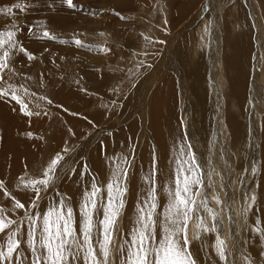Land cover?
Segmentation results:
<instances>
[{
	"label": "rangeland",
	"instance_id": "1",
	"mask_svg": "<svg viewBox=\"0 0 264 264\" xmlns=\"http://www.w3.org/2000/svg\"><path fill=\"white\" fill-rule=\"evenodd\" d=\"M4 1L0 0V8L16 3L32 6L26 12L14 9L15 17L0 13V31L12 30L15 24L17 39L36 59L29 61L24 54L16 53L10 65L14 71L5 70L0 88L7 89L11 85L30 111L41 112L39 117L25 116L10 95L0 97V179L8 185V190L16 191L19 177L38 176L50 157L68 141L74 149L72 159L78 164L80 160L87 163L106 197V185L112 179L119 157L131 153V146L136 143V165L130 170L128 180L131 193H128L120 220L121 234L115 237L118 249L125 244L136 219L134 202L136 204L148 188L144 178L153 149L158 162L161 159L167 162L166 170L162 160L158 163V169L164 170L157 174L158 180L161 179L157 180L158 193L160 187L165 186V194L159 195L161 207L157 209L158 213H163L168 199L164 196L174 182L172 174L177 162L184 158L181 151L187 153L191 145L201 164L205 185L201 191L207 196L208 208L218 217L213 221L208 210L200 206L199 218L194 214L187 230L192 240L191 250L200 264H224L214 251L219 235L230 250V262L245 264L241 253L255 259L264 248V241L258 240V234L252 231L254 224L264 228L261 222L264 216V0H73L77 5L74 9H68L63 0ZM48 4L53 7H47ZM185 12L186 15H182ZM116 13L125 19L121 20ZM45 28L56 39L38 38ZM76 39L81 40L84 47H77ZM103 48L110 51L106 53ZM140 61L151 67L138 68ZM133 81L136 87L130 88ZM169 85L174 94L169 105L159 102L161 117L157 116L155 122L158 129L163 120L166 121L167 132L163 137L168 142L166 147H160L162 145L153 137L158 134L152 127L153 119L148 122L146 118L153 109L148 101L158 89L165 91ZM82 88L87 89V93L81 91ZM24 89L36 93V97L25 95ZM73 112L79 115L74 116ZM84 116L98 122V127L89 124ZM158 118H162V123ZM69 127L77 133L75 137L68 135ZM132 136L134 143L130 140ZM101 141L106 155L99 150ZM141 144L147 146L141 151L146 152L148 162L137 152ZM171 146L181 151H174ZM163 148L168 156L160 150ZM114 154L115 162L109 160ZM253 166L257 170L255 175L251 172ZM169 173L171 176L167 178ZM166 179L170 181L163 185ZM79 180L77 175L58 181L59 190L73 199L77 229L83 192ZM84 183H88L87 177ZM250 189L257 194L255 215L247 211L251 201L245 196H250ZM132 198L136 200L133 202ZM0 207L11 215V202L2 194ZM201 219L209 229L215 223L216 230L203 232L197 227ZM159 230L158 236L162 238L163 231ZM197 234L201 240L195 239ZM126 251L127 245L124 252L113 251L110 264H121L126 259Z\"/></svg>",
	"mask_w": 264,
	"mask_h": 264
},
{
	"label": "snow or ice",
	"instance_id": "2",
	"mask_svg": "<svg viewBox=\"0 0 264 264\" xmlns=\"http://www.w3.org/2000/svg\"><path fill=\"white\" fill-rule=\"evenodd\" d=\"M63 3L68 9L77 7L73 0H63ZM46 6L53 7L51 4ZM30 7L32 6L25 3H16L0 8V13L15 17L14 9L26 12ZM116 15L121 20L125 19L119 13ZM16 27L13 24L12 30L0 31V81L5 79V70L14 71L10 65L16 53L24 54L29 61L36 59L34 54L30 53L16 38ZM38 38L56 39L46 28L42 36ZM144 38L149 43H154L150 38ZM159 43L163 44L164 41H159ZM74 44L77 47H84L79 39H76ZM101 50L106 53L110 51L109 48ZM137 67L150 68L151 65H145L144 61H140ZM76 83L79 84L80 81ZM129 87L135 88L136 82L133 81ZM81 91L87 93V89L82 88ZM24 94L36 97V93H29L28 89H24ZM9 95L21 106L20 111L25 116H41V112L29 110L28 104L12 89L11 85L7 89L0 88V97ZM37 99L47 98L37 97ZM48 103L51 104L52 101L48 100ZM36 107L39 108V104ZM64 110L68 111L66 108ZM43 114L48 115L47 112ZM72 115H79V113L73 112ZM83 119L94 127H98V122L88 120L87 116ZM28 135L31 137L32 133ZM68 135L75 137L77 133L69 127ZM131 147V153L119 157V163L116 164L112 179L106 185V197L102 195L104 190L87 163L80 160L78 164L72 159L74 149L68 141H65L64 146L50 157L38 176L19 177L20 183L15 185V192L9 191L8 185L0 179V194L6 197L12 205L11 215L0 207V241H2L0 242V264H110L112 252H124L125 245H127L126 259L122 260L121 264H200L196 253L191 250L192 240L187 231L189 221L192 220L194 214L199 218L201 205L208 210L213 221H217L218 217L208 208L207 196L201 191L205 186L201 178V164L197 162L191 145H188L187 153H181L184 158L177 162L174 169V187L167 189L168 199L166 205L163 206V213L157 212L158 207H161L159 195L164 192V189L161 187L158 193V156L153 149L150 168L144 178L148 188L135 204L136 219L127 234L128 239L117 249L115 237L121 234L120 220L127 206L130 170L136 165V146L133 144ZM101 153L106 155L103 141H101ZM109 160L115 162L116 155L109 157ZM69 161L72 163L69 164ZM256 171L254 166L251 167L253 175ZM77 175L80 177L79 183L83 188L78 209V229L73 199L67 193L60 191L58 184V181L72 179ZM85 177L88 178L87 184L84 183ZM249 193L250 196H245L246 200L250 198L251 201L248 203L247 211L255 215L257 194L251 189ZM21 196L25 199L22 200ZM213 199L217 203L220 202L215 196ZM197 227L202 228L206 233L216 230L215 223L209 229L202 219ZM158 228L163 231L162 238L158 236ZM252 231L258 234V240L264 241V228L256 227L254 224ZM195 239L201 240L202 238L197 234ZM216 241L214 251L219 260L224 264H235L234 261L228 260L230 250L225 241L219 235ZM231 254L234 255V253ZM240 255L245 264H261V258H264V248L255 259L245 253Z\"/></svg>",
	"mask_w": 264,
	"mask_h": 264
},
{
	"label": "bare ground",
	"instance_id": "3",
	"mask_svg": "<svg viewBox=\"0 0 264 264\" xmlns=\"http://www.w3.org/2000/svg\"><path fill=\"white\" fill-rule=\"evenodd\" d=\"M4 1V0H3ZM28 1H30V0H28ZM44 1V0H43ZM51 1H54V0H51ZM58 1V0H57ZM5 2V1H4ZM56 2V1H55ZM1 3H3V2H1ZM41 3V2H40ZM185 4H187V3H185ZM1 5V4H0ZM188 5V4H187ZM186 9H184V11H185ZM2 14V13H1ZM178 15H180V14H178ZM182 15H186V12H185V14H182ZM184 16H182V18H183ZM179 18V17H178ZM181 18V19H182ZM176 19V18H175ZM205 26V25H204ZM246 27V26H245ZM247 29V28H246ZM247 31V30H246ZM247 33V32H246ZM167 36H169V35H167ZM17 38V37H16ZM161 38H163V36L161 37ZM160 38V39H161ZM29 47V46H28ZM236 48V47H235ZM237 50V49H236ZM237 54H239V53H237ZM228 64H229V61H228ZM232 65V64H231ZM236 65V64H235ZM236 67H237V65H236ZM239 67V66H238ZM200 69V68H199ZM234 69V68H233ZM242 70V69H241ZM201 71V70H200ZM200 71H198V73H200ZM205 71V70H204ZM237 71V70H236ZM203 72V71H202ZM201 72V73H202ZM240 73V72H239ZM245 73V72H244ZM203 75V74H202ZM246 75V74H245ZM193 77H196V79L198 78V76H197V74H194V76ZM243 77V76H242ZM247 77V76H246ZM200 78V77H199ZM244 78H245V76H244ZM237 79V78H236ZM163 82V81H162ZM202 82V81H201ZM244 83V82H243ZM163 84V83H162ZM167 83H165L164 85H166ZM235 84V83H234ZM200 87V86H199ZM165 91H163V90H161V89H158V91H156L155 93H153L152 94V96H151V98L149 99V101L148 102H150V106L153 108V109H151L150 110V106L149 105H146V108L148 109V110H150L148 113H149V118L148 117H146L147 118V120H148V122H152L153 121V126H152V124L150 125V126H152V127H154V129H155V131H156V133H158V134H156V137H155V135L153 136L155 139H157V141L162 145V146H160V147H166V143L168 142L167 140V138H165V137H163V135H166L165 133L167 132L166 131V129H167V127H166V125H165V123H166V121H165V119L163 120V124L158 128V129H156V126H157V123H155V122H157L156 120H157V116L158 117H161V114H160V116H159V113L161 112L160 110H159V105H160V103H162L163 102V104H165V105H169V102L168 101H170V99H171V97H172V95L174 94V91L173 90H171V87H170V85L169 86H167L166 87V89H164ZM234 90V89H233ZM184 91V90H183ZM256 92V91H255ZM256 95H257V93H256ZM260 96V95H259ZM257 97V96H256ZM258 98V97H257ZM254 100H256V98H254ZM202 101V100H201ZM160 102V103H159ZM255 103V105L257 104L256 103V101L254 102ZM147 104V103H146ZM218 104V103H217ZM175 105V104H174ZM158 106V107H157ZM156 107H157V109H156ZM202 107V106H201ZM203 107L205 108V106L203 105ZM167 108V107H166ZM171 108V107H170ZM173 108V107H172ZM161 109V108H160ZM163 109V108H162ZM7 110V109H6ZM80 110V109H79ZM203 110V109H202ZM167 113V112H166ZM166 113H164V115L166 116ZM168 115V114H167ZM2 117V116H1ZM162 117H163V113H162ZM168 117V116H167ZM153 120H152V119ZM161 119L162 118H158V122L160 123H162V121H161ZM150 120H152V121H150ZM235 124H238L237 122H234ZM163 125H165V127H163ZM129 128V127H128ZM130 128H132L131 126H130ZM135 128V127H134ZM145 128L148 130V128H147V126H145ZM128 130V129H127ZM146 130V131H147ZM137 131V130H136ZM146 131H142V133H146ZM129 132V131H128ZM151 132V131H150ZM161 132H163V134H160ZM127 133V132H126ZM131 133V132H130ZM135 133V132H134ZM134 133H133V135H134ZM125 134V133H124ZM128 134V133H127ZM118 135V134H117ZM137 135V134H136ZM135 135V136H136ZM153 135V134H152ZM168 135V134H167ZM177 135V134H176ZM128 136H129V134H128ZM144 136H145V134H144ZM147 136V135H146ZM173 137H175V135L173 136ZM126 138V137H125ZM127 138H130V137H127ZM145 138H147V137H145ZM169 138V137H168ZM123 139V138H122ZM149 139H153L152 137L151 138H149ZM154 139V140H155ZM167 139V140H166ZM172 139H174V138H172ZM129 140V139H128ZM130 140H133V142L132 143H134V140L135 139H133V136L130 138ZM146 140V139H145ZM180 140H181V138H180ZM183 140V139H182ZM125 141V140H124ZM124 141H123V143H124ZM136 141V140H135ZM126 142V141H125ZM129 142V141H128ZM139 142H140V138H139ZM141 142H143L142 141V139H141ZM144 143H145V145H146V142L144 141ZM183 143V142H182ZM136 144V143H135ZM121 145V144H120ZM168 145H170V144H168ZM183 145H184V143H183ZM182 144L180 145V143H179V146H183ZM128 146V145H127ZM176 146V145H175ZM138 147V146H137ZM145 148V149H143V148ZM159 147V146H158ZM177 148H178V146H176ZM146 148H147V146H145L144 147V145L142 146V144L140 145V147L139 148H137V152L138 151H140L141 152V154H140V156L142 155V157H145L147 154H146V152L145 151H141L142 149L143 150H146ZM171 148H172V146H171ZM170 148V149H171ZM181 148V147H180ZM179 148V149H180ZM99 149V148H98ZM118 149V148H117ZM121 149V148H120ZM173 149V148H172ZM183 149V148H182ZM185 150H186V148H184ZM99 150H101V149H99ZM161 151L163 150V153L165 152V154H167L166 153V149H160ZM169 150V149H168ZM174 150V149H173ZM122 151V150H121ZM131 151H132V149H131ZM150 151V150H149ZM172 151V150H171ZM170 151V152H171ZM174 151H177V149H175ZM179 151H181V149L179 150ZM179 151H177V152H179ZM128 152V151H127ZM181 152H183V151H181ZM180 152V153H181ZM186 152H187V150H186ZM161 154H162V152H160ZM136 154V153H135ZM150 154V153H149ZM158 154H159V152H158ZM164 154V155H165ZM172 154V153H171ZM176 154V153H175ZM121 155H123V154H121ZM169 154H167V156H168ZM162 156V155H161ZM167 156L165 155V157L167 158ZM172 156V155H171ZM173 156H174V154H173ZM137 157V156H136ZM164 157V156H163ZM217 157V156H216ZM172 158V157H171ZM140 159V158H139ZM143 159V158H142ZM147 158L145 157V159L144 160H146ZM180 159V158H179ZM159 160V159H158ZM162 160V159H161ZM160 160V161H161ZM166 160V159H165ZM164 160V161H165ZM137 161V160H136ZM140 161V160H139ZM147 162H148V160H146ZM160 161L158 162V163H160ZM163 161V160H162ZM162 162L163 164H164V166H163V168H165V164H167V162L165 163V162ZM168 161H169V159H168ZM149 163H150V160H149ZM171 163V162H170ZM172 163H173V161H172ZM142 164H144V163H142ZM147 164V163H146ZM145 164V165H146ZM161 164V163H160ZM170 165V164H169ZM141 166V165H140ZM148 166H150V164L148 165ZM158 166H159V164H158ZM168 166V165H167ZM166 166V167H167ZM170 166H172V165H170ZM173 167V166H172ZM216 167V166H215ZM91 168H93V167H91ZM147 168H150V167H147ZM146 168V169H147ZM159 168H161V167H159ZM142 169H143V167H142ZM145 169V170H146ZM167 168H165V170H166ZM171 168H169V170H170ZM217 169V168H216ZM140 169H138V171H139ZM162 170H164V169H162ZM162 170H160L159 169V171H162ZM172 170V169H171ZM106 171V170H105ZM142 171H144V170H142ZM148 171V170H147ZM173 171V170H172ZM167 172H171V171H167ZM166 172V174H168ZM141 173V172H140ZM159 173V172H158ZM162 173V172H161ZM144 174H145V171H144ZM146 174H147V172H146ZM165 173H163V175H164ZM170 174V173H169ZM171 174H172V172H171ZM171 174L170 175H167V178L168 177H170L171 176ZM143 175V174H142ZM146 176V175H145ZM172 176H174V174H172ZM135 177H137V175L136 176H134V178ZM143 177H144V175H143ZM163 177H165V176H163ZM162 177V178H163ZM141 178H142V176H141ZM166 178V177H165ZM160 181H161V179H159ZM158 180V181H159ZM167 180V179H166ZM169 180V179H168ZM166 181V183H163V185L164 184H167V182H169V181ZM134 181V180H133ZM165 181V180H164ZM173 181H174V178H173ZM161 183V182H160ZM172 183H174V182H171V184H170V186H169V188L171 187V185H173ZM131 184V183H130ZM145 184V183H144ZM169 184V183H168ZM134 185V184H133ZM133 185H132V187H133ZM146 185H147V183H146ZM145 185V186H146ZM135 186V185H134ZM144 186V185H143ZM162 186V185H161ZM164 187L165 186H162V188L164 189ZM173 187V186H172ZM70 188H72L71 186H70ZM161 188V187H160ZM263 188H264V186H263ZM132 189V188H131ZM146 189V188H145ZM167 189V188H166ZM255 189V188H254ZM73 190V189H72ZM142 190V189H141ZM130 191V190H129ZM133 191V190H132ZM145 191V190H144ZM134 192H136L135 190H134ZM129 193H131V192H129ZM145 193V192H144ZM164 194H165V190H164V192H163ZM136 194V193H135ZM166 194H167V191H166ZM130 195H132V194H130ZM129 195V196H130ZM163 195V194H162ZM133 196V195H132ZM262 196V195H261ZM131 197V196H130ZM133 197H136V196H133ZM165 198L167 197V195L166 196H164ZM129 199V198H128ZM133 199V202H134V199L135 198H132ZM263 199V198H262ZM136 200V199H135ZM132 201V200H131ZM130 201V202H131ZM164 201V200H163ZM262 201V200H261ZM262 202H264V201H262ZM129 203V202H128ZM132 203V202H131ZM132 205H133V203H132ZM131 205V206H132ZM134 205H135V202H134ZM129 207H130V205H129ZM128 207V208H129ZM261 207H262V205H261ZM132 208H133V206H132ZM258 208H260V207H258ZM129 210H130V208H129ZM260 211V210H259ZM264 211V210H263ZM262 211H260V213H261ZM128 213V212H127ZM126 213V214H127ZM130 213L132 214V212L130 211ZM135 213V212H134ZM259 213V214H260ZM129 214V213H128ZM136 214V213H135ZM135 214H132V215H134L135 216ZM263 214V213H262ZM261 216V215H260ZM128 217V216H127ZM131 217V216H130ZM262 217V216H261ZM260 217V218H261ZM135 218V217H134ZM262 218H264V216L262 217ZM261 218V220L263 221V219ZM132 219V218H131ZM126 220V219H125ZM134 220V219H133ZM128 221V220H127ZM126 221V222H127ZM261 221V222H262ZM125 222V223H126ZM130 222H132V220H130ZM134 222V221H133ZM127 225H128V223H127ZM132 226H133V224H131ZM194 226V225H193ZM158 231H161V230H159V228H158ZM163 233V232H162ZM161 235V234H160ZM163 236V235H162ZM206 241V240H205ZM206 244V243H205ZM208 245V244H207ZM206 245V246H207ZM206 246H204V247H206ZM197 255H199L198 253H197Z\"/></svg>",
	"mask_w": 264,
	"mask_h": 264
}]
</instances>
